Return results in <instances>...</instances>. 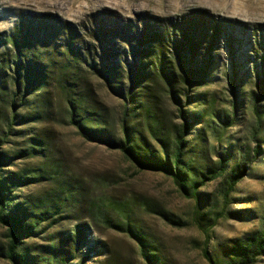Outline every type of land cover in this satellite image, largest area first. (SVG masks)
Wrapping results in <instances>:
<instances>
[{
    "label": "trees",
    "instance_id": "1",
    "mask_svg": "<svg viewBox=\"0 0 264 264\" xmlns=\"http://www.w3.org/2000/svg\"><path fill=\"white\" fill-rule=\"evenodd\" d=\"M228 39L234 41L229 33ZM221 40L223 22L207 12L168 20L148 14L123 19L107 9L79 24L50 12L21 16L0 36V224L7 229L2 254L10 264L69 262L71 236L59 232L33 250L23 239L39 237L45 223L62 224L82 208L92 220L120 227L133 237L146 264H160L150 233L132 222L134 204L110 200L70 176L53 155L49 137L37 131L52 119L53 87L63 100L66 120L84 141L119 151L139 170L170 176L178 190L194 200L192 222L205 235L209 237L221 218L242 217V211L229 210L250 170L241 157L260 154V146L251 151L228 138L224 123L230 120L219 118L222 124L204 128L228 142L215 159V146L197 129L208 115L197 108L203 95L195 90L211 77ZM260 58L264 61V52ZM95 83L122 100L118 111L99 97ZM256 113L264 118V112ZM11 166L16 170L5 168ZM214 181L221 185L217 209L210 208L208 195L200 190ZM44 183L48 187L38 194L15 193ZM140 206L176 227L188 223L149 201ZM113 213L121 218L117 224ZM76 231L83 243L85 230ZM224 249L223 260L207 248L205 257L211 264H255L264 256V224Z\"/></svg>",
    "mask_w": 264,
    "mask_h": 264
},
{
    "label": "rangeland",
    "instance_id": "2",
    "mask_svg": "<svg viewBox=\"0 0 264 264\" xmlns=\"http://www.w3.org/2000/svg\"><path fill=\"white\" fill-rule=\"evenodd\" d=\"M105 9L123 19L148 14L168 20L192 12H207L223 22V40L214 51L216 58L211 77L195 90L203 95L197 108L208 115L197 129L206 132L210 146H215V159L220 157L228 142L212 137L210 130L204 128L214 122L222 124L219 118L230 120L224 123L229 128L228 138L236 139L239 145H247L251 151L260 146V154H251L247 160L241 157L250 170L238 185L229 210L242 211V217L221 218L210 229L209 237L205 235L192 222L194 200L183 195L170 176L139 170L119 151L84 141L66 120L63 100L54 87L51 90L52 119L37 126V131L49 137L53 155L64 163L70 176H76L87 188L95 189L99 194L103 192L110 200L134 204L132 222L150 233L151 249L160 264H211L205 257V248L215 259L223 260L224 248L231 240L259 230L264 224V118L258 119L256 113L257 110L261 115L264 112V61L260 62V54L264 52V0H0V36L12 30L21 16L31 18L50 12L79 24L91 14ZM228 33L233 42L228 39ZM95 84L99 97L118 111L122 100L109 93L102 84ZM254 133L256 137H252ZM25 163L29 162L16 161L17 165ZM5 168L16 170V166ZM101 181L106 185H100ZM47 187L46 183L38 184L15 193L26 197ZM220 188V183L214 181L200 189L208 195L211 209L218 208ZM142 201L164 208L187 221V225L176 227L166 222L158 214L141 208ZM110 215L116 224L121 221L118 214ZM48 224L43 225L39 237L23 239L30 249L48 244L55 234L62 232L71 236L66 247L69 256L66 264H146L133 237L120 227L92 220L86 208L77 210L62 224L54 227ZM78 227L85 230L83 243L78 240ZM7 243V229L0 224V264H10L2 254ZM255 264H264V256Z\"/></svg>",
    "mask_w": 264,
    "mask_h": 264
}]
</instances>
